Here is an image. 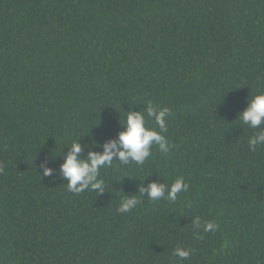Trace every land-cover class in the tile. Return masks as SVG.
<instances>
[{
	"label": "trees",
	"instance_id": "16d2710c",
	"mask_svg": "<svg viewBox=\"0 0 264 264\" xmlns=\"http://www.w3.org/2000/svg\"><path fill=\"white\" fill-rule=\"evenodd\" d=\"M261 93L264 0H0V264H264V145L239 120ZM149 100L171 151L68 191L72 142L102 152ZM179 177L175 202L139 194Z\"/></svg>",
	"mask_w": 264,
	"mask_h": 264
},
{
	"label": "clouds",
	"instance_id": "9594fccd",
	"mask_svg": "<svg viewBox=\"0 0 264 264\" xmlns=\"http://www.w3.org/2000/svg\"><path fill=\"white\" fill-rule=\"evenodd\" d=\"M126 114L125 122L121 123L125 130L119 134L118 140L104 144L102 152L89 151L86 158H81L80 153L83 151L81 144L78 140L72 142L60 166L63 178L68 181L66 184L68 191L80 194L89 190L95 192L97 196L103 195L106 193V184L100 178L101 170L111 167L114 160L124 165L129 163L143 165L151 156L153 146H157L161 154L171 151L172 146L165 135L168 132L167 117L171 115L168 107L161 108L149 100L144 112L129 111ZM146 117L155 121L158 130L148 126ZM239 120L251 129H259L248 140L249 150L256 151L259 146L264 145V93L249 99L248 107L239 115ZM43 175L52 176L53 170L45 167ZM188 190L189 185L183 177H179L170 186L159 182L149 184L147 189L141 186L139 194L147 196L153 202L164 199L175 202L179 193ZM140 203L137 195H124L117 212L129 213ZM193 227H203L204 232H214L218 230L219 225L214 221L202 224L201 218L195 217ZM191 254L192 250L180 246L173 251V256L180 260H188Z\"/></svg>",
	"mask_w": 264,
	"mask_h": 264
}]
</instances>
